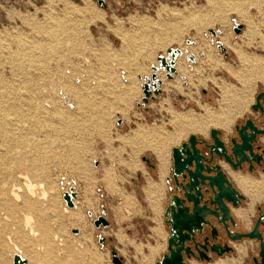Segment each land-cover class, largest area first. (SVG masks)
<instances>
[{"label": "rangeland", "instance_id": "obj_1", "mask_svg": "<svg viewBox=\"0 0 264 264\" xmlns=\"http://www.w3.org/2000/svg\"><path fill=\"white\" fill-rule=\"evenodd\" d=\"M105 2L107 8L97 5V0H0V106L17 101L18 92L26 96L29 87L43 105L37 119L0 125V190L5 192L0 200V264H12L16 252L25 256L27 264H112L113 250L123 264H139L135 251L145 253L143 244L151 240L147 229L150 202L144 197L141 172L134 173L130 184L131 172L125 169L146 166L156 180V172L144 157L156 165L161 161L158 148L167 157L191 134L208 137L211 128H227L208 122L205 133L182 128L180 141L174 144L170 137L179 115L206 116L207 110H218L222 104L231 115L239 104L243 106L241 116L228 125L233 128L244 115L253 113L250 105L264 88V80L254 77L248 88L243 87L237 72L246 79L249 73L234 47L222 42V36L229 35L230 43L240 45L251 60L260 59L255 69L259 65L258 71L264 75V0L240 2L239 7L252 17L254 31L250 22L242 20L235 9L228 11L229 7L223 9V23L214 19L217 10L209 9L213 12L207 22L199 18L200 13H195V20L187 16L190 10L211 8L208 0ZM234 19L244 26L239 35L233 31ZM194 22L204 24L198 29ZM210 30H219L218 36L214 38ZM187 40L195 44L188 45ZM219 42L227 48L226 57L217 48ZM170 48L188 49L196 59L191 62L186 52L182 54L171 80L160 70L162 91L142 105L144 80L139 78L150 77L152 67L159 66L158 56H167ZM209 51L220 60L214 70L206 62ZM181 65L188 67L186 75L181 74ZM223 87L230 93L226 98ZM140 128L147 133L143 141L136 138ZM127 153L138 158L137 165L121 164ZM41 164L44 179L37 173ZM26 172L29 181L37 184L35 189H44L48 197L41 199L39 192L33 199L22 188L26 180L21 173ZM18 184L21 199L15 204L7 191ZM71 187L78 194L74 208L63 200ZM126 188L135 190V205L117 196V190L125 193ZM21 191L23 197H29H24L25 202ZM163 197L167 202L166 193ZM24 215L32 217L30 224ZM100 215L110 221L108 228H95ZM165 230L168 238L167 226ZM100 237L105 238L104 245Z\"/></svg>", "mask_w": 264, "mask_h": 264}, {"label": "water", "instance_id": "obj_2", "mask_svg": "<svg viewBox=\"0 0 264 264\" xmlns=\"http://www.w3.org/2000/svg\"><path fill=\"white\" fill-rule=\"evenodd\" d=\"M97 5L107 8L104 0H97ZM243 28V24L235 21L233 31L236 34H241ZM210 33L215 38L218 36L219 30H210ZM186 43L188 45L195 44L190 40H187ZM217 48L225 57L228 55L227 48L222 43H217ZM167 54L169 60L165 55L158 56L157 61L160 66L159 68L157 66L152 67L150 77L140 76L139 78L144 80L142 105H146L155 98L156 94L162 91L163 81L158 77L160 70H165L167 80H171L173 75L177 73L176 59L182 54V50L170 48ZM188 57L191 62L196 59L192 53H188ZM255 100L256 103L251 108L254 111L260 110L264 113L262 106L264 90L256 96ZM245 123L242 127L239 125L236 127L237 135L231 138L229 145L221 139L219 129L211 128L209 140H199L195 134H191L187 139L188 141L173 147L171 153L172 172L171 177L167 179L168 182H173V187H171L172 194L167 199L168 204L164 211L165 225L169 232L167 238L168 252L156 262L157 264H189L187 260L195 257L196 251L202 254L199 251V244L196 242L197 235H204L210 228L215 239L217 231L213 222L222 224L232 241L242 238L259 240L261 245L259 253L252 260L253 264H264V235L260 230V226H264L262 221L264 216L259 218L250 233H234L228 230L227 222L235 226L228 204L233 207L241 204V195L230 184L225 171L220 166L213 164L214 159L220 158L224 159L234 169L241 167L244 163L260 162L261 157L253 152V142L257 140V135L264 134V130H259L250 118ZM143 160L148 161L147 157H144ZM251 167L252 164H250L249 169ZM69 189V191L64 192L63 200L67 207L74 208V200L78 196L77 190L73 187ZM94 226L97 229L100 227L108 228L110 221L104 215H100L94 221ZM72 232L79 233L77 229H73ZM105 241V238L100 237L101 244L104 245ZM211 249L220 256L232 250L229 246L219 248L217 245H211ZM201 256L203 260H207V256L206 258ZM12 264H27V259L16 254ZM112 264H123V259L119 257L116 250L112 251Z\"/></svg>", "mask_w": 264, "mask_h": 264}, {"label": "bare ground", "instance_id": "obj_3", "mask_svg": "<svg viewBox=\"0 0 264 264\" xmlns=\"http://www.w3.org/2000/svg\"><path fill=\"white\" fill-rule=\"evenodd\" d=\"M209 2H210V5H212V6H210L211 8H207V11L206 10H197V11H195V10H190L189 12H188V14H187V16H190V18H193L194 20L196 19L195 17H193V16H196L195 15V13H200L201 15L199 16V18H201L202 20H204L205 18V20H206V22L209 20L210 21V12H213V11H215V10H217L218 12H219V14H216V16H214L215 18L214 19H217V20H220V21H222V23L224 22V20H225V17H224V15H225V11H223V9H225L226 7L229 9L228 11H230V8L231 9H235L236 11H237V13H238V15H239V17H241L242 18V20H247L248 22H250V24H249V26L250 27H253L252 26V24H253V22L250 20L251 18H250V16H247V13H246V9L244 10V8L241 6V7H239L240 6V2H242L243 1V3H244V1L247 3V0H208ZM248 1H250V0H248ZM251 1H253L254 2V0H251ZM249 3V2H248ZM252 3V2H251ZM254 4V3H253ZM209 9H211V10H213V11H210ZM208 10H209V12H208ZM217 11H215V12H217ZM209 13V14H208ZM212 14V13H211ZM213 14H215V13H213ZM209 16V17H208ZM207 17H208V19H207ZM198 18V17H197ZM254 19V18H253ZM193 21V20H192ZM214 21V20H213ZM246 21V22H247ZM205 22V23H206ZM252 23V24H251ZM255 23V22H254ZM203 22H202V24H200L199 26H196V22H194V24L193 25H195L198 29H200V27L202 28V26H203ZM255 24H257V23H255ZM198 25V24H197ZM254 25V24H253ZM206 26V25H205ZM248 26V27H249ZM256 28H258V24H257V26H256ZM198 29H197V32H198ZM204 29V28H203ZM254 29H255V26L253 27V31H254ZM251 30V31H252ZM249 32V31H248ZM251 33V32H250ZM256 34V33H255ZM253 35V34H252ZM251 36V35H250ZM222 42L227 46V47H234V49L236 50V52H237V55H238V57H239V59H240V61L242 62V66H243V69L244 70H246V71H248V76H247V79L246 78H243L242 77V75H241V73L240 72H237V74H238V78L242 81V84H243V87L244 88H248L249 87V85H250V83H251V79H252V77H254L255 79H263L264 80V75L263 74H261L260 73V71H258V69H260L259 68V65H258V68L257 69H255V67H257V64H259V60L260 59H250V57H249V55H247V54H245L244 53V51H243V49H242V47H240V45H237V44H231L230 43V37H229V35H224V36H222ZM35 43V42H34ZM203 46V45H202ZM209 47V46H208ZM264 47V46H263ZM38 50V49H37ZM192 51H195V50H192ZM208 51V50H207ZM192 53L193 54V52H190L188 49H185L184 51H182V54H184V53ZM28 53V52H27ZM188 53H187V57H188ZM181 54V55H182ZM207 55H206V62L213 68V70L219 65V63H220V60L218 61V57H214L213 55H212V53H211V51H209L208 53H206ZM180 55V56H181ZM179 56V57H180ZM179 57H177V59H176V61L178 60V58ZM166 58H168V60L170 59L169 58V56H168V54H167V56H166ZM189 58V57H188ZM26 64V63H25ZM222 64V63H221ZM156 66V65H155ZM160 66V65H159ZM159 66H157L158 68H159ZM185 66V65H184ZM183 65H181L180 66V71H181V74H184V75H186V73H188V67L186 66V67H184ZM223 66H227V64H225V63H223ZM20 72V71H19ZM16 75V74H15ZM159 75V74H158ZM37 78V77H36ZM128 78V77H127ZM132 78V77H131ZM254 79V80H255ZM11 81H13V79L11 80ZM16 80H14V82H15ZM24 81V80H23ZM32 81H34V80H32ZM31 82V81H30ZM35 82H37V81H35ZM35 82H33V83H35ZM132 82V81H131ZM201 82L202 83H204L205 84V82H206V80L205 79H202L201 80ZM28 83V82H27ZM21 84H23L22 82H21ZM25 84V83H24ZM31 83H28V87L29 86H31L30 85ZM17 86L19 85V84H16ZM15 85V86H16ZM27 85V84H26ZM17 86H16V88H17ZM38 86V85H37ZM175 86L179 89V91H182V88H181V85L179 84V83H176L175 84ZM21 87V86H20ZM169 87V86H168ZM8 88V87H7ZM129 88V87H128ZM21 89V88H20ZM23 89V88H22ZM28 90H26L27 91V95L25 96V94H24V96H22V94H23V92H22V94H20L19 92H18V94L19 95H17V101H13V102H11V103H9V104H6V105H4V106H0V125H4V124H16V123H20V124H22V123H24L23 121H26V120H29V119H37L38 117V112L41 110V108H43V105H42V103L41 102H38V100H39V98H38V100H36V99H34V96L36 97V95H34L33 96V94L35 93H33L32 94V89H31V87H29V88H27ZM223 89H224V87H223ZM236 89V88H235ZM24 90V89H23ZM38 92H37V94L39 93V91L40 90H37ZM10 92V91H9ZM44 92V91H43ZM224 95H225V98L226 97H228L229 96V92H228V90L227 89H224ZM11 94H12V92H11ZM42 94V93H41ZM14 95V94H13ZM16 95V94H15ZM39 96V95H38ZM235 96V95H234ZM19 98H22V99H19ZM46 98V97H45ZM239 99V98H238ZM227 102V101H226ZM51 103V102H50ZM234 103H235V101H234ZM45 104V103H44ZM222 104V103H221ZM223 105V104H222ZM220 106L219 107V109L218 110H212V111H210V110H207V112H206V116L205 115H202V117H200V116H192V117H190L188 114L187 115H179V117L177 118V120L176 121H174V125H175V129H174V131L172 132V134H171V140L170 141H172L171 143H179V138H180V136H181V134L184 132L183 130H186V129H189L190 131H197V132H200V133H205V132H207V126H205L206 124H207V122L208 123H212V124H215L216 126H218V125H224L225 127H227V128H229V126L228 125H230V123H231V121L236 117V116H238V115H240L241 113H242V110H243V106H241V105H237L236 104V110L235 111H233V113L230 115V113L228 112L227 113V109H225V107L224 106ZM49 106V105H48ZM240 106V107H239ZM232 107V106H231ZM109 109V108H108ZM80 114V113H79ZM69 116V115H68ZM205 116V117H204ZM241 116V115H240ZM35 117H37V118H35ZM176 117V116H175ZM209 119V120H208ZM50 122V121H49ZM173 124V123H172ZM1 127V126H0ZM3 127V126H2ZM20 127V126H19ZM209 127V126H208ZM182 128H183V130H182ZM150 129V128H149ZM17 131V130H16ZM20 131V130H19ZM227 131V130H226ZM20 132H22V130L20 131ZM27 133V132H26ZM146 132L144 131V129H138L137 130V133H136V138L137 139H139V140H144L145 139V137H147L146 136ZM24 135V134H23ZM26 135V134H25ZM29 136V135H28ZM154 137V136H153ZM21 138V137H20ZM27 138V137H26ZM21 140V139H20ZM10 141V140H9ZM18 141V140H17ZM145 142V141H144ZM15 144V143H14ZM11 145V144H10ZM152 146V145H151ZM40 147V146H39ZM40 148H42V147H40ZM39 151V150H38ZM41 151V150H40ZM157 152H159V154H160V156H161V161H159L160 163H159V171H160V173L163 175L164 173H166L167 171H166V159L162 156V151H160V148H158V151ZM155 153H156V150H155ZM40 154H42V152L40 153ZM1 155V154H0ZM33 156V155H32ZM31 157V156H30ZM10 158V157H9ZM9 158L7 159L8 161H9ZM1 159V161H2V157L0 158ZM37 160H40V158L38 157V159ZM41 162H42V159L40 160ZM6 162V161H5ZM38 162V161H37ZM7 163V162H6ZM35 163V162H34ZM1 164H2V162H1ZM10 164V163H9ZM45 164V163H44ZM4 165V164H3ZM7 165H8V163H7ZM6 165V166H7ZM32 165V164H31ZM34 166V165H33ZM5 167V166H4ZM3 167V168H4ZM8 167V166H7ZM36 167H38V166H35V169H36ZM0 168H2V165H0ZM24 168V167H23ZM26 169V168H25ZM28 169H30V168H28ZM32 169V168H31ZM29 170V172L31 173V174H34V172H33V170ZM45 169V168H44ZM1 170V169H0ZM4 170H6V167H5V169ZM17 170V169H16ZM18 171V170H17ZM25 171H27V170H25ZM37 172V171H36ZM37 173H41V179L43 178H45L46 177V175H45V172H43V170H42V164H41V166H40V169H39V172H37ZM10 174V173H9ZM16 174V173H15ZM21 175H23L24 176V178H25V180H26V185H22V188L23 189H25V188H27V190L30 192V193H28V192H26V193H28V194H30V196H31V198H33L34 196L33 195H35V197H37L38 195L37 194H39V192H40V196H41V192H42V197H40L41 199H44V198H46V197H48V193L47 192H45V191H41V190H36L35 189V187H36V185L37 184H32L30 181H31V176H30V178H28V174H27V172L26 173H21ZM13 176V178H14V175H12ZM12 176H11V178H12ZM6 177H7V175H6ZM8 178H9V176H8ZM21 178V177H20ZM16 179V178H15ZM18 179V178H17ZM235 179V178H234ZM0 180H2V178L0 179ZM10 180V179H9ZM30 180V181H29ZM7 181V180H6ZM11 182H13V181H11ZM17 183V182H16ZM23 184H24V182H23ZM7 185V184H6ZM12 185V184H11ZM1 186H2V182L0 181V189H1ZM9 186V185H8ZM14 186V185H13ZM12 186V188L10 187V190H6V188H5V190L7 191V193H8V195H9V192L11 191V194H10V197L12 198V201L14 200V202L13 203H15L16 204V202H20V199H21V196H20V194L17 192V191H20V190H18L19 189V184L17 185V187L18 188H14ZM39 186V185H38ZM42 186V185H41ZM40 187V186H39ZM38 187V188H39ZM43 187V186H42ZM21 188V189H22ZM160 188V187H159ZM42 189V188H41ZM2 191H3V188L1 189ZM0 190V200H4L3 198H2V194H3V196H4V193L2 192ZM155 190V189H154ZM151 192V191H150ZM152 192H154L153 190H152ZM159 194V193H158ZM8 195L6 196V198L8 197ZM21 195H22V191H21ZM37 195V196H36ZM24 197H27V195L26 196H24ZM24 197H23V195H22V200L25 202V199H24ZM27 198H29V197H27ZM26 198V199H27ZM34 199V198H33ZM40 199V200H41ZM153 199H155V198H153ZM8 200H9V198H8ZM11 200V199H10ZM28 200V199H27ZM12 201H10V203H12ZM16 201V202H15ZM45 201H46V199H45ZM1 202V201H0ZM42 202V201H41ZM155 202V201H154ZM8 203V202H7ZM7 203H5V204H7ZM12 203V204H13ZM23 203V202H22ZM76 202H75V200H74V204H75ZM157 203L158 202H156V206H157ZM15 204H13V206L15 207L16 205ZM1 205V204H0ZM23 205H24V203H23ZM12 206V205H11ZM27 206V205H26ZM13 207V208H14ZM2 209H3V207H1ZM25 208V207H24ZM15 209V208H14ZM23 209V208H22ZM13 210V209H12ZM27 210V209H26ZM2 211V210H1ZM7 211H9V209L8 210H6V214H8V212ZM10 211H11V208H10ZM4 213V212H3ZM5 213H4V215L3 216H5ZM13 213V212H12ZM27 213H25V215H26ZM25 215H24V221H27V223L28 224H30L31 223V220H30V217L28 216V218H26L25 217ZM5 217H7V216H5ZM4 217V218H5ZM32 218V217H31ZM8 219V218H7ZM2 220H3V218H2ZM5 221H6V219H4ZM30 220V221H29ZM28 224H26V225H28ZM29 227H30V225H29ZM33 228V227H32ZM32 232V231H31ZM51 240V239H50ZM61 245V244H60ZM158 249V248H157ZM153 251H157V250H154L153 249ZM154 253V252H153ZM16 254H18V255H20L23 259L25 258V256L24 255H21V253L20 252H16ZM16 254H14V255H16ZM146 257V256H145ZM26 259V258H25ZM150 259V258H149ZM224 261V260H223ZM234 261V260H233ZM232 261V262H233ZM238 261V260H237ZM240 261H238V263H239ZM146 264H149V263H146ZM192 264H198L197 262H192ZM217 264V263H216ZM221 264H224L223 262L221 263ZM229 264V263H228ZM232 264V263H231ZM236 264V263H235Z\"/></svg>", "mask_w": 264, "mask_h": 264}, {"label": "crops", "instance_id": "obj_4", "mask_svg": "<svg viewBox=\"0 0 264 264\" xmlns=\"http://www.w3.org/2000/svg\"><path fill=\"white\" fill-rule=\"evenodd\" d=\"M264 89V88H263ZM262 89V90H263ZM225 128V127H224ZM234 128V126H233ZM233 128L231 126L229 129L225 128L222 129L223 131L230 133L233 131ZM220 129V128H219ZM227 130V131H226ZM198 136V135H196ZM204 136V135H203ZM198 136V137H203ZM207 137V136H206ZM264 140V138H263ZM122 148V147H120ZM163 156V155H162ZM122 165L128 167L133 166L134 164L137 165L138 159L137 157H134L133 155H130L127 153L126 155L123 154L122 156ZM166 160V173L163 175L159 171V159L158 163L155 165V170L153 172L156 175V180H153L152 174L149 170H147L146 166H142L139 168H132L125 169L127 172H131L129 175V178L131 179L129 182L130 184L133 183V175L136 174L138 171L141 172V176L143 175L144 179V187H143V193L146 201L148 200L150 204H148V209L150 210V222L147 229L149 230L150 234V242L143 244V247H145V253H140L135 251V255H139V264H157L156 262L158 260H155L156 257H158V254H161L163 251L167 250L166 247V239H167V231L165 230V217H164V211L167 205V202H165V198L163 195L166 193L168 196L169 186L166 183L167 178L170 176L171 173V166H172V156L168 155L167 157L163 156ZM107 162L109 165L111 164V160L108 158ZM98 164V162H96ZM117 165H120L119 161H116ZM148 164V163H147ZM114 165V164H113ZM151 169V168H150ZM152 170V169H151ZM227 172L229 174L230 180L232 185H234L244 196L245 203L242 206L237 207L236 209L232 208V213L235 217V220L238 222V224L242 227L243 230L251 231V228L254 224V220L257 216V206L264 204V174L259 173L258 175L249 174L248 172H242V171H233L232 169H229L227 167ZM139 177V175H138ZM235 178V179H234ZM155 186V188H153ZM160 187V188H159ZM125 188V186H124ZM155 189V190H154ZM152 190L154 192H152ZM125 193H121L119 190H117V196L124 198L126 197L127 202L131 204V206L134 203V193L135 190L133 188H130L127 190L126 188ZM151 191V192H150ZM159 193V194H158ZM155 198V199H153ZM155 201V202H154ZM156 202L157 206H156ZM150 207V208H149ZM139 231V227L137 228ZM130 240V239H129ZM134 242V240L132 239ZM131 245V243H130ZM129 245V246H130ZM232 246H234L235 252L233 255L223 256L222 258H217L214 260L211 264H221L222 262L224 264H244L245 260L247 258V255L250 251L256 247V242L254 240H248L244 239L241 241H237L236 243H232ZM139 251L142 250L140 248L139 244L136 245ZM158 248V249H157ZM157 250V251H153ZM154 252V253H153ZM165 253V252H163ZM146 256V257H145ZM163 256V255H161ZM138 257V256H137ZM150 258V259H149ZM123 259V258H122ZM160 259V258H158ZM224 260V261H223ZM234 260V261H233ZM240 261L238 263V261ZM154 261V262H153ZM191 261H194L193 259ZM233 261V262H232ZM200 264V263H199Z\"/></svg>", "mask_w": 264, "mask_h": 264}, {"label": "flooded vegetation", "instance_id": "obj_5", "mask_svg": "<svg viewBox=\"0 0 264 264\" xmlns=\"http://www.w3.org/2000/svg\"><path fill=\"white\" fill-rule=\"evenodd\" d=\"M105 1V0H104ZM242 32V31H241ZM239 35V34H238ZM264 90V89H263ZM263 90H260L258 91L257 95H259ZM256 95V96H257ZM256 99V97H255ZM256 103V100L254 103H252L250 105V108L253 104ZM262 104V103H261ZM263 108H264V103L262 104ZM253 113H248L246 115H244L243 119L241 121H238L236 123H234V128H233V131H231L230 133H227L221 129H219L221 131L220 133V137L221 139L227 144L229 145L231 142V138H234L236 135H237V129L236 127L239 125L240 127H242V125H245V121L250 118L252 119L253 123H255V125L258 127L259 130H264V113H262L260 110L258 111H254L253 108H251ZM197 138L199 140H203V139H207L209 140V136L206 137V136H203V137H198ZM257 140L253 142V152L254 154H258L260 157H261V160L260 162H256V161H253L252 163V167L251 169H249L250 167V164L248 163H244L241 167H237V168H232V166L227 163L224 159H214V162L213 164L214 165H217V166H220L222 170L225 171L227 177H228V180L230 182V184L232 185L231 183V180H230V177H229V174L227 172V167L229 169H232L233 171H242V172H248L249 174H253V175H258L259 173H263L264 174V134H260V135H257L256 136ZM148 161H145L146 163H148V165H150V168L153 170H155V165H153L151 163V159L147 158ZM171 171V170H170ZM172 172V171H171ZM171 177V173H170V176ZM168 177V178H169ZM167 178V179H168ZM166 183L167 185L169 186V191H168V198H169V195L172 194V190H171V187H173V182H168L166 180ZM233 187L235 189H237L234 185ZM237 191L239 192V194L241 195V204H239L238 206L236 207H233L231 204H228V206L230 207V215H232L233 217V220H234V223H235V226L230 223V222H227L228 224V230L236 233V232H239V233H250L252 232V229L254 228L256 222L259 220V218H261L262 216H264V204H261L259 206H257V216L254 220V224L251 228V231H246V230H243L242 227L238 224V222L235 220V217L232 213V208L236 209L237 207L239 206H242L244 203H245V198L244 196L241 194V192L237 189ZM168 204V203H167ZM167 206V205H166ZM232 207V208H231ZM262 221L264 222V218H262ZM214 224V227H215V230L217 231L216 232V237L215 239L213 238L212 236V233L213 231H211L210 228H208V230L206 231V233L204 235H197L196 236V242L199 244V251L202 253V254H199L198 251H196V256L195 257H191L189 260H187V262H189V264H192V262H197L198 264H211L214 262L215 259L217 258H222L223 256H228V255H233L234 252H235V249H234V246H232V243H236L237 241H241V240H244V239H248V240H254L256 242V247H254V249L252 251H250L247 255V258L245 260V263L244 264H253V260L252 258L253 257H257L258 253H259V250H260V241L257 240V239H249V238H242V239H237V241H232L230 236L228 235V231L226 230V228L221 224H217L216 222H213ZM260 230L262 232V234L264 235V226H260ZM207 239V240H206ZM206 240V241H205ZM211 245H217L219 246V248H225L226 246H229L231 247V251L230 252H225L223 253L221 256L217 254V252L213 251L211 249ZM201 255L207 256V260H203L201 257ZM194 260V261H191V260Z\"/></svg>", "mask_w": 264, "mask_h": 264}]
</instances>
